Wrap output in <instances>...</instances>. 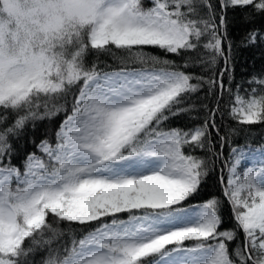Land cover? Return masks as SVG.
Returning a JSON list of instances; mask_svg holds the SVG:
<instances>
[{
    "label": "snow or ice",
    "instance_id": "obj_1",
    "mask_svg": "<svg viewBox=\"0 0 264 264\" xmlns=\"http://www.w3.org/2000/svg\"><path fill=\"white\" fill-rule=\"evenodd\" d=\"M229 9L264 18V0H0V264H264V164L241 175L249 145L216 122L264 124V73L232 87ZM205 88L203 123L169 126ZM60 114L13 164L12 140ZM217 160L224 199L192 203Z\"/></svg>",
    "mask_w": 264,
    "mask_h": 264
},
{
    "label": "trees",
    "instance_id": "obj_2",
    "mask_svg": "<svg viewBox=\"0 0 264 264\" xmlns=\"http://www.w3.org/2000/svg\"><path fill=\"white\" fill-rule=\"evenodd\" d=\"M218 2V0H214ZM227 35L228 39L233 42V56H234V71L233 76L234 80L232 83L233 89H235L237 84H241L244 81H247L254 73H264V43H257L256 45L244 47L242 41L246 40L247 33L253 29H262L264 30V18H256L255 20L245 18L244 14L239 10L229 9L227 13ZM149 51L154 54L164 56L165 54L155 48H149ZM192 53H189L188 56H192ZM95 57H90L94 59ZM167 58L175 60L177 63L183 64L186 57H177L168 55ZM99 59L101 61H107L111 63V58L103 54L100 55ZM192 63L195 66L185 69L188 72H191L195 75H210L209 71H205L204 67L196 64L193 60ZM223 67V61H220L218 69ZM225 82H227L225 78ZM243 88L247 89L248 85L243 83ZM243 94V93H242ZM188 103H195L197 105V110L190 113H184L177 117H173L168 123L171 127H193L196 124L203 123V117L205 115V110L200 107V105L207 104L209 108H213L216 105L215 98L213 96L207 95V89L193 94ZM187 106V104L185 105ZM3 110L0 109V112ZM64 119L63 114L56 116L52 120H42L36 121L35 128L29 124L23 133L20 135L19 139L12 140L13 149L15 155L13 156L12 163L15 165H22V162L26 155L30 152L36 151L35 144L45 136L50 135L56 128L59 127L61 121ZM11 122V121H9ZM216 122L220 125V135H224L225 131L228 128H237L240 131L236 136L232 138V143L236 145L248 144L249 149L254 147H263L264 146V124H256L250 126H244L237 124L236 121L229 119L225 115L222 119L220 116L216 117ZM212 139L215 145V150L219 151L220 149V140L215 132L212 133ZM230 152V147L228 144H225L223 148L224 157H228ZM196 155L205 156L206 153L202 150H196ZM222 164L221 161L217 160L215 166L209 172L207 176L201 196L197 197L192 203L202 202L209 198L208 194H214L220 196L223 200L222 195V185L220 183ZM222 216L224 218V223L222 228L228 229L232 228L234 221L232 219V211L230 205L227 201L224 202L222 207ZM190 244L191 242H185ZM235 245H230L234 247ZM42 259V255L38 254L36 256L37 264Z\"/></svg>",
    "mask_w": 264,
    "mask_h": 264
},
{
    "label": "rangeland",
    "instance_id": "obj_3",
    "mask_svg": "<svg viewBox=\"0 0 264 264\" xmlns=\"http://www.w3.org/2000/svg\"><path fill=\"white\" fill-rule=\"evenodd\" d=\"M262 157H264V148L247 149L244 158L238 166V171L242 175L248 167H258L261 164Z\"/></svg>",
    "mask_w": 264,
    "mask_h": 264
}]
</instances>
